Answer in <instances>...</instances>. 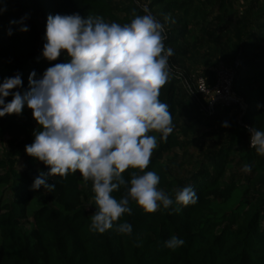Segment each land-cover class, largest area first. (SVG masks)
<instances>
[{
    "label": "trees",
    "instance_id": "1",
    "mask_svg": "<svg viewBox=\"0 0 264 264\" xmlns=\"http://www.w3.org/2000/svg\"><path fill=\"white\" fill-rule=\"evenodd\" d=\"M224 2L151 0L148 8L158 7L162 16L180 15L183 26L167 33L164 43L172 48L173 56L184 58L200 46L188 45L194 23L210 9L222 11ZM38 4L44 15L42 22L27 17L21 24L22 18L11 10L0 16V84L19 74L23 87L12 91L21 94L29 90L33 71L39 79L53 64L70 62L66 55L54 62L43 57L49 15L102 17L107 23L123 25L131 22L133 13L146 14L135 5L113 9L107 0H38ZM261 16L264 20V3ZM11 21L17 23L12 25ZM23 26L29 31L22 32ZM257 28L263 43L264 23ZM179 83V76L171 71L159 97L169 105L173 125ZM232 89L244 101L243 108L217 107L220 111L237 109L239 114L229 119L215 152L186 176H169L161 167L164 154L178 146L175 133L167 142L161 134L150 133L157 136L158 148L146 170L160 176L159 187L174 204L171 209L161 206L156 213L147 214L130 201L132 214L119 221L131 225L130 236L117 232L115 224L103 234L91 231L90 217L98 210L95 193L92 182H85L79 172L66 179L49 176L47 183L55 185V190L34 191L35 178L50 168L29 156L26 146L42 128L34 118L28 119L33 114L27 105L21 115L0 117V146H5L0 156V264H264V156L252 149L247 130H264V53L250 55L244 65L239 64ZM12 99L9 95L5 103ZM202 139L193 144L200 146ZM245 164L250 172L244 171ZM228 170L233 174L227 175ZM125 179L130 181L128 173ZM187 186L196 192L198 202L179 206L181 210L175 212V192ZM125 194L124 186L113 193L118 200ZM172 236L183 239L184 245L175 250L167 248L165 243Z\"/></svg>",
    "mask_w": 264,
    "mask_h": 264
},
{
    "label": "clouds",
    "instance_id": "2",
    "mask_svg": "<svg viewBox=\"0 0 264 264\" xmlns=\"http://www.w3.org/2000/svg\"><path fill=\"white\" fill-rule=\"evenodd\" d=\"M145 12L133 13L131 22L123 25L102 17L49 15L43 57L54 62L66 55L70 62L53 64L39 79L33 71L23 94L12 91L23 87L19 74L0 84V117L21 115L27 105L42 128L26 152L50 172H40L32 189L54 191L55 185L47 183L49 176L66 179L79 172L85 182H92L98 210L90 217L91 231L100 234L114 224L117 232L132 234L129 223L119 222L132 214L130 201L147 214L174 204L159 187L160 176L146 170L158 148L157 136L150 133L161 134L167 142L174 130L169 105L159 99L171 77L169 58L174 53L165 46L164 25ZM20 30L29 31L26 26ZM8 34L12 35L11 27ZM9 95L13 99L5 103ZM223 126L228 127L227 122ZM247 130L252 149L264 156V130ZM244 171H251L248 164ZM121 186L126 194L118 200L113 193ZM197 202L193 188L184 187L175 192L174 211ZM184 243L172 236L165 246L175 250Z\"/></svg>",
    "mask_w": 264,
    "mask_h": 264
},
{
    "label": "rangeland",
    "instance_id": "3",
    "mask_svg": "<svg viewBox=\"0 0 264 264\" xmlns=\"http://www.w3.org/2000/svg\"><path fill=\"white\" fill-rule=\"evenodd\" d=\"M113 9L135 5L147 9L159 22L164 25L165 35L182 27L180 15L171 13L162 16L158 7L149 9L151 0H107ZM225 7L220 12H205L202 19L197 20L192 28V38L188 45L194 47L191 53L178 58L171 56L169 65L171 71L180 78L176 86L177 115L174 120V130L178 146L164 154L161 167L172 177L186 176L204 159L215 152L222 141L227 127L224 123L238 116V110L217 111L208 109V100L198 90L200 80L211 83L216 65L220 62L233 65L238 62L244 65L247 58L253 54L264 53V42H260L258 25L264 23L261 16L264 0H225ZM6 8L20 18L42 22L44 15L38 0H0V9ZM5 11L0 12V16ZM165 17H169L165 20ZM29 120L33 116H29ZM201 131L199 132V129ZM205 136H204V135ZM203 138V139H202ZM200 142V146L193 144ZM5 153V146H0V156ZM233 174L228 170L227 175Z\"/></svg>",
    "mask_w": 264,
    "mask_h": 264
},
{
    "label": "built area",
    "instance_id": "4",
    "mask_svg": "<svg viewBox=\"0 0 264 264\" xmlns=\"http://www.w3.org/2000/svg\"><path fill=\"white\" fill-rule=\"evenodd\" d=\"M238 67V62L231 66L220 62L213 71L211 83L205 80L198 82V90L208 100V109L212 112L217 107L227 109L237 106L239 109L243 108L244 101L236 96L232 89Z\"/></svg>",
    "mask_w": 264,
    "mask_h": 264
}]
</instances>
